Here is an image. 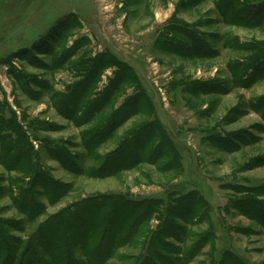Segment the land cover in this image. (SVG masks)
<instances>
[{"label": "rangeland", "instance_id": "1", "mask_svg": "<svg viewBox=\"0 0 264 264\" xmlns=\"http://www.w3.org/2000/svg\"><path fill=\"white\" fill-rule=\"evenodd\" d=\"M0 264H264V0H0Z\"/></svg>", "mask_w": 264, "mask_h": 264}, {"label": "trees", "instance_id": "2", "mask_svg": "<svg viewBox=\"0 0 264 264\" xmlns=\"http://www.w3.org/2000/svg\"><path fill=\"white\" fill-rule=\"evenodd\" d=\"M116 221H117V219L114 218L113 220L104 224V235L102 236V238H100V240H102L103 242L108 240V239H110V241H114V237H116V234H117V233H115L116 232L115 226L117 225ZM108 257H110V252H108V250H107L104 252L103 258L107 259Z\"/></svg>", "mask_w": 264, "mask_h": 264}]
</instances>
